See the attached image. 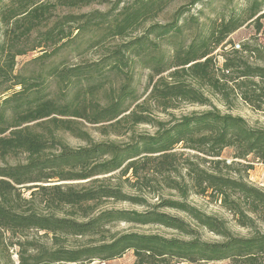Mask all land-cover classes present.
<instances>
[{
    "label": "trees",
    "instance_id": "16d2710c",
    "mask_svg": "<svg viewBox=\"0 0 264 264\" xmlns=\"http://www.w3.org/2000/svg\"><path fill=\"white\" fill-rule=\"evenodd\" d=\"M102 1L0 0L1 246L3 236H8V247L18 249V264H108L130 251L134 264L222 261L263 264L264 192L223 174L232 166L220 157L229 149L234 159L251 158V163L264 165V128L249 126L239 116L220 113L212 106L211 98L228 107L233 100H240L253 111L264 114V48L252 43L243 44L240 51L232 47L222 53L221 65L214 56L242 27L251 25L256 32L260 31L264 0H245L240 5H233V0H217L224 3L221 9L213 4L216 0H192L189 8L175 12L170 23H150L147 28L144 26L156 19L171 0H131L120 9L116 4L106 13L58 14L61 10L81 9ZM197 3H203L215 15L205 24L196 16L185 18ZM180 21L187 27H195L188 44ZM140 30L142 33L133 38ZM88 33L92 34L91 46L108 39H119L122 43L96 62L49 70V77L58 84L75 85L69 97L62 93L53 97L41 74L27 76L14 72L15 59L26 51L40 50L44 56L39 59H43ZM33 35L32 45L26 50L25 42ZM48 48L52 51L47 55ZM136 66L148 73L140 96L133 84L132 69ZM112 75L120 79L118 88L105 89ZM105 90L109 92V100L102 106L93 98ZM181 105L212 110L192 113L169 123L153 118L154 110L166 114ZM70 118L91 124L112 122L113 127L124 123L132 128L152 126L157 131L152 136H138L125 146L91 142L87 147L71 149L52 133L62 129L73 133ZM178 148L194 153L196 159V163L184 162L191 188L199 195L209 194L219 201L240 227L252 231L251 236L235 237L222 221L177 201L164 200L159 207L184 213L197 227L224 241H201L196 230L184 220L156 210L108 209L92 217L110 200L140 206L146 203L95 177L114 172H119L121 177L129 172L139 177L143 170L161 176L176 172L183 156L176 152ZM50 150L55 153L45 155ZM19 155L25 157V163L6 162L7 158ZM55 179L70 183L35 185L33 188L37 190L28 200L20 193L21 186ZM38 192L52 212L42 214L34 205L23 208L33 202ZM61 213L63 216L57 215ZM76 215L80 220L69 218ZM116 224L159 225L186 239L111 232L109 228ZM31 231L43 233L41 237H49L51 243L27 240L25 234ZM67 236L88 238V242L66 247L62 241Z\"/></svg>",
    "mask_w": 264,
    "mask_h": 264
},
{
    "label": "rangeland",
    "instance_id": "374dc122",
    "mask_svg": "<svg viewBox=\"0 0 264 264\" xmlns=\"http://www.w3.org/2000/svg\"><path fill=\"white\" fill-rule=\"evenodd\" d=\"M131 0H103L100 4H93L89 7H84L81 9H72V10H61L58 12L60 15H73L81 16L84 14L92 12H109L116 4L118 8L130 3ZM192 0H171L166 9L157 16L156 19L149 22L144 26V28L151 24H168L173 20L175 12L180 8H189ZM245 0H233V5L243 4ZM206 4V3H204ZM214 5L220 6V9L224 6L223 2L215 1ZM118 9V10H119ZM117 10V11H118ZM201 11L200 13H198ZM185 18L189 16H196L201 24H205L210 18L215 16L213 11L208 9L203 3H197L195 6L190 9V12L185 15ZM179 24L182 25L183 36L185 39V44H188L190 38L195 33V27H187L183 21H180ZM262 27L259 32H256L254 27L248 25L242 27L240 30L235 32L229 37V44L226 45L223 49H218L214 56L218 65H221L222 53L230 51L231 48L238 44L240 46L239 51L242 49V45L245 43H252L259 45L264 48V19L261 21ZM76 28V27H75ZM2 27L0 26V36H1ZM75 31V30H74ZM142 30L139 33H136L134 37L140 35ZM76 35V32L74 33ZM92 34L81 35L76 40L70 42L67 46L61 48L54 54L39 59L41 56H44V52L37 51H26L22 56H19L15 59V70L17 74L34 76L41 74L43 78H46V82L49 84V91L52 92V96L56 97L59 94H63L69 97L73 92L75 85L71 84H58L56 80H53L49 77V70L53 68H73L76 66H83L93 62H96L102 55L113 48L118 44H121L122 41L119 39L115 40H105L100 45L91 46L89 39ZM34 40V35L25 42V48L28 50L31 47V43ZM47 55L51 53L52 49H45ZM133 72V84L138 89V95H143L144 87L147 82V70L142 69L140 66H136L132 69ZM120 83L119 78L111 76L108 83L105 85V89H117ZM106 94L108 97H106ZM92 100V99H90ZM109 100V92L102 91L98 96L93 98L94 102H98L100 105L104 106ZM212 106L219 110L222 114H229L232 116H239L243 118L249 126L255 128H264V114L253 111L248 105L244 104L240 100H233L232 105L228 107L227 105L219 102L218 100L211 98ZM212 110L211 107H198V106H188L181 105L178 109L169 111L166 114L159 113L158 111L153 112V118L161 122H172L176 119H179L183 116H188L192 113H202ZM71 119V118H70ZM66 120V119H59ZM72 127L74 128L73 133L70 131L56 130L52 131L56 140L60 141L62 144L67 145L71 149H79L87 147L91 142L93 143H114L118 146H125L131 144L134 138L142 135H154L157 131V127L152 126H136L131 127L130 124L124 123L120 126L113 127V123H98L91 124L82 119H71ZM40 130V129H38ZM177 153H182V159L179 161L178 170L167 175H158L153 173L151 170H143L139 177L132 176V173L129 172L126 176L121 177L119 172H114L108 175L97 176L95 178L105 181V184L112 187H120L121 191L129 197H138L144 200L145 205H135L129 202H114L107 201L102 204L98 210L95 211V216L99 211H104L108 209L116 210H129L136 212H144L156 210L161 213L168 214L172 217H177L184 220L188 223L192 229L196 230L197 236L201 241L209 243H220L224 239L220 236H217L213 233H210L208 230L197 227L184 213L167 208L159 207L162 201H177L185 202L186 204L195 207L202 213L214 217L222 221L228 231L235 237H249L252 234V231L249 229L240 227L235 221L232 214L226 211L221 207L220 202L215 200L209 194L199 195L194 189L191 188L190 179L186 175L184 166L187 160L195 162L196 159L193 156L194 153L185 151L181 148L176 150ZM55 153L54 150L47 151L45 155H50ZM45 157V156H44ZM220 160H224L226 165L232 166L231 170L224 171L223 174H227L231 178H237L243 180L245 183L254 186L258 189H261L264 192V165L259 163H251V158L246 160H237L233 158L232 150H224L221 154ZM9 165H14L18 163H25V157L19 155L17 157H9L6 161ZM199 163V162H198ZM251 166V169H247V166ZM200 166V164H199ZM208 166V165H207ZM64 184L70 182H58V179L52 180L49 183H34L26 184L21 186L20 193L23 198L30 199L32 192H35L37 189L33 188L35 185L39 186H52L56 184ZM73 184H79L83 182H72ZM99 185V184H97ZM33 202L28 205H24L23 208H29L31 205H34L38 212L42 214H48L52 211L46 207V199L41 193H36L33 197ZM68 209V208H67ZM66 209V210H67ZM58 216H63V214H57ZM71 219L80 220L76 215L74 217H69ZM107 228V227H106ZM111 232L119 233H139V234H156L166 238H181L186 239V237L177 233L176 231L164 228L159 225H147L139 226L134 224H116L115 226L109 228ZM43 233L39 232H28L25 234V238L31 242L50 244V238L41 237ZM8 237V236H7ZM6 236H3L4 244H0V264H18L17 248L8 247L9 241ZM98 238V237H95ZM12 243L15 242V239L10 240ZM88 242V238L78 239L77 237L67 236L63 239L62 245L66 247H73L78 243ZM7 245V246H6ZM6 246V247H5ZM135 258L133 253L127 252L121 258L115 259L108 264H134ZM94 264H100L95 262ZM208 264H230L229 261L208 263ZM264 264V263H263Z\"/></svg>",
    "mask_w": 264,
    "mask_h": 264
},
{
    "label": "built area",
    "instance_id": "2783aa9c",
    "mask_svg": "<svg viewBox=\"0 0 264 264\" xmlns=\"http://www.w3.org/2000/svg\"><path fill=\"white\" fill-rule=\"evenodd\" d=\"M233 48H234L235 50H239V49H240V46H239L238 44H236V45L233 46Z\"/></svg>",
    "mask_w": 264,
    "mask_h": 264
}]
</instances>
